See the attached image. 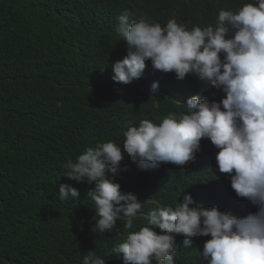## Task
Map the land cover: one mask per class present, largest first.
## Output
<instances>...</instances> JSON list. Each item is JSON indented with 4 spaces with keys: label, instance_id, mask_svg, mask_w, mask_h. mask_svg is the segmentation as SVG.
Returning <instances> with one entry per match:
<instances>
[{
    "label": "clouds",
    "instance_id": "1",
    "mask_svg": "<svg viewBox=\"0 0 264 264\" xmlns=\"http://www.w3.org/2000/svg\"><path fill=\"white\" fill-rule=\"evenodd\" d=\"M113 15L123 54L111 65L113 93L128 90L122 143L63 165L94 185L93 231L125 221L126 239L109 250L123 264H264V0H211L203 11L173 0L152 20L109 2L100 22ZM130 166L196 172L197 192L141 212L145 201L113 179ZM58 197L79 191L61 183ZM82 264L105 259L88 251Z\"/></svg>",
    "mask_w": 264,
    "mask_h": 264
},
{
    "label": "trees",
    "instance_id": "2",
    "mask_svg": "<svg viewBox=\"0 0 264 264\" xmlns=\"http://www.w3.org/2000/svg\"><path fill=\"white\" fill-rule=\"evenodd\" d=\"M172 1L0 0V264H82L88 251L105 264H123L109 250L126 239L125 221L93 231L86 192L94 185L70 180L63 165L100 142L122 143L128 90L113 93L111 65L123 54L115 15L100 22L109 2L152 20ZM179 1L203 11L211 0ZM113 179L145 201L146 212L175 201V192L195 195L200 174L167 177L130 166ZM61 183L79 197L60 200Z\"/></svg>",
    "mask_w": 264,
    "mask_h": 264
}]
</instances>
